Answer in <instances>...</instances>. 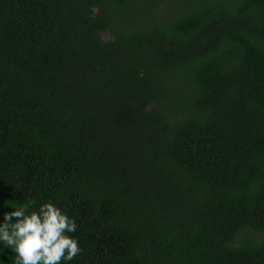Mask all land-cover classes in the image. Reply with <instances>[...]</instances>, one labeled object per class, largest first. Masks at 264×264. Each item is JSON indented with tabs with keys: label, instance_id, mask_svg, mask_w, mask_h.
Here are the masks:
<instances>
[{
	"label": "trees",
	"instance_id": "16d2710c",
	"mask_svg": "<svg viewBox=\"0 0 264 264\" xmlns=\"http://www.w3.org/2000/svg\"><path fill=\"white\" fill-rule=\"evenodd\" d=\"M33 201L70 264H264V0H0V222Z\"/></svg>",
	"mask_w": 264,
	"mask_h": 264
},
{
	"label": "clouds",
	"instance_id": "9594fccd",
	"mask_svg": "<svg viewBox=\"0 0 264 264\" xmlns=\"http://www.w3.org/2000/svg\"><path fill=\"white\" fill-rule=\"evenodd\" d=\"M14 203L0 222V245L13 253V264H70L81 252L74 218L52 202Z\"/></svg>",
	"mask_w": 264,
	"mask_h": 264
},
{
	"label": "rangeland",
	"instance_id": "374dc122",
	"mask_svg": "<svg viewBox=\"0 0 264 264\" xmlns=\"http://www.w3.org/2000/svg\"><path fill=\"white\" fill-rule=\"evenodd\" d=\"M97 12H100V10H99V11H97Z\"/></svg>",
	"mask_w": 264,
	"mask_h": 264
}]
</instances>
